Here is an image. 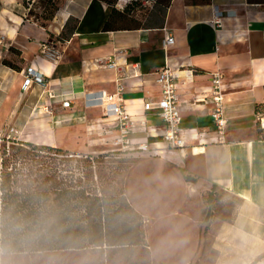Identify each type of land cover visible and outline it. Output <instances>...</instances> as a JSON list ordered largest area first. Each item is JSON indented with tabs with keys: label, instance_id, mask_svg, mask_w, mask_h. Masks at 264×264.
Returning a JSON list of instances; mask_svg holds the SVG:
<instances>
[{
	"label": "crops",
	"instance_id": "obj_1",
	"mask_svg": "<svg viewBox=\"0 0 264 264\" xmlns=\"http://www.w3.org/2000/svg\"><path fill=\"white\" fill-rule=\"evenodd\" d=\"M131 1L119 0L115 9L122 11ZM141 5L147 12L131 10L135 20L124 24L128 27L113 24L104 30L113 6L101 0H62L45 25L34 19L24 0H0V133L13 128L20 142L77 154H92L102 146L113 149L116 123L98 105L97 93L113 94L124 71L120 84L125 109L140 115L144 101L160 99L156 73L167 65L177 74L186 145L160 155L146 153V160L132 169L144 174L137 182L139 190L155 194L156 201L166 199L168 188L181 190L185 200L189 195L197 199L198 193L207 197L212 189L235 195L239 203L231 219L214 228L209 225L210 246L216 252L213 264H264V130L257 111L264 103V5L250 0H170L167 6L143 0ZM216 11L219 27L214 23ZM164 30L174 37L169 46L164 45ZM44 41L59 50L56 62L39 56ZM108 62L115 67L108 68ZM30 66L43 74L45 84L24 89ZM214 73L220 76L226 119L222 136L211 118ZM49 93L69 100L70 107L50 100ZM148 118L162 128L154 113ZM132 138L142 140L145 135L136 131ZM128 200L152 219L130 196ZM196 205L190 226H175L170 237L160 238L164 251L169 245L185 255L183 260L176 256L177 264H189L202 239ZM168 214L153 217L161 222Z\"/></svg>",
	"mask_w": 264,
	"mask_h": 264
},
{
	"label": "trees",
	"instance_id": "obj_2",
	"mask_svg": "<svg viewBox=\"0 0 264 264\" xmlns=\"http://www.w3.org/2000/svg\"><path fill=\"white\" fill-rule=\"evenodd\" d=\"M101 1L113 6L104 30L113 24L128 27L124 24L135 20L130 11L141 12L137 1L127 3L122 11L115 9L118 0ZM250 1L264 5V0ZM35 2L40 3L43 12L37 15L31 7L30 14L45 25L58 9L56 0ZM169 2L155 1L163 6ZM2 63L16 69L7 60ZM261 106L262 103L257 106L258 112ZM9 144L11 153L5 148ZM2 147L0 216L6 222L24 224L23 232L15 234L16 251L11 261L23 258L25 264H42L49 256L77 253H99L107 261L113 252L147 247L143 218L123 192V181L105 183L103 165L98 170L104 159L126 152L108 150L95 156L20 141H9ZM184 179L193 182L190 176ZM206 198L212 204L213 195L209 193ZM27 233L35 235L28 241L22 240Z\"/></svg>",
	"mask_w": 264,
	"mask_h": 264
},
{
	"label": "rangeland",
	"instance_id": "obj_3",
	"mask_svg": "<svg viewBox=\"0 0 264 264\" xmlns=\"http://www.w3.org/2000/svg\"><path fill=\"white\" fill-rule=\"evenodd\" d=\"M25 1V0H24ZM39 0H37L38 2ZM119 1V0H118ZM143 2V0H141ZM141 1H138L140 15H145L147 12L146 7L141 5ZM153 5L156 0H149ZM62 0H56L55 4L58 5ZM140 2V3H139ZM156 4V3H155ZM32 8H35V14L41 15L43 12L42 6L40 3H34ZM44 16V15H43ZM48 13L44 16L47 17ZM259 124L261 119L264 118V103H262L261 109L258 112ZM260 126V125H259ZM11 146H5L7 151L11 153ZM3 150V147H0V153ZM111 150L107 146H102L96 149V152L92 155H98L101 153H106ZM147 155V156H146ZM148 154H139L136 152L120 153L112 156L111 159H104V163L98 164V170L103 165L102 175L104 176V182H112L113 180H122L123 185L122 189L126 197L131 200L133 204L139 207L143 212L152 216V219L145 217L139 211L143 218V229L145 232V238L147 240V247L136 248L120 252L116 251L111 254L108 260H105V257L99 253H77L72 255L60 256H49L44 258L42 264H177L178 256L179 260H183L185 255L176 254V250L170 249V246L164 251L160 246V238L164 235L167 237L171 236L172 230L175 226L184 227L185 225L190 226L194 217L196 216L197 205L200 206V214L198 218V224L202 230V239L198 249L196 250L194 256L191 258L189 264H213V261L216 257V252L211 248L210 242L213 239V230L209 227L210 223H213V228L218 222L222 220H230L233 211L239 203V199L228 192L222 190H215L211 192L213 195V201L211 204V216L208 222L204 221L209 203L206 201V196L204 194L198 193L197 199H186V195H183L181 190H173L168 188L163 196L166 199H161L156 201V195H148L147 192L139 190L137 184L139 179L144 176L141 173L140 168H137L132 171V169L140 162L141 160H146ZM1 161V160H0ZM18 167V165H17ZM142 168L144 166L142 165ZM132 171V173H131ZM130 176V181L128 185V194L126 192V184L128 177ZM170 189V190H169ZM171 193V194H170ZM165 194L167 196H165ZM130 201V200H129ZM131 203V202H130ZM157 203V205H156ZM132 205V203H131ZM134 207V205H132ZM173 209L177 210L175 215L171 212ZM162 211H169L167 215L168 218L160 222V219H157L153 216H156L157 213ZM153 220V221H152ZM163 244H167L164 240ZM26 259L20 258L15 261H11V264H25Z\"/></svg>",
	"mask_w": 264,
	"mask_h": 264
},
{
	"label": "built area",
	"instance_id": "obj_4",
	"mask_svg": "<svg viewBox=\"0 0 264 264\" xmlns=\"http://www.w3.org/2000/svg\"><path fill=\"white\" fill-rule=\"evenodd\" d=\"M35 0H25L27 9L30 10ZM131 1V0H129ZM214 23L219 27V14L216 11L214 15ZM164 45L169 46L174 42V37L164 30ZM2 38H0V44ZM39 56L48 62H56L59 57V50L52 46L49 42L44 41L40 43ZM108 68L115 67L114 62L106 64ZM156 82L159 85L161 97L153 103L151 101H144L142 106V113L140 115H130L124 105L122 99L123 87L120 84L121 77H126L125 72L116 82V91L111 95H99L98 105L106 108V112L116 123L117 135L111 139L110 145L113 149L122 152H142L160 155L162 152L169 149H182L185 147V140L183 138L184 130L181 127L180 105L177 95V74L169 66L165 65L156 73ZM32 84H45L43 74L38 72L34 67L30 66L25 74L23 88L28 89ZM212 90L211 101L214 104V109L211 112L213 125L220 136L226 126V119L223 117L222 110V88L220 85V76L218 73L212 74ZM50 100L57 99L63 108L70 107V101L61 97V95L48 94ZM58 97V98H57ZM154 113L162 124V128L156 127L155 124L149 123L148 116ZM260 128L264 130L263 119L260 122ZM139 131L145 135V139L135 140L132 134ZM18 132L13 128L8 129L7 132L0 133V147L6 142L18 141L16 135ZM161 144V145H160Z\"/></svg>",
	"mask_w": 264,
	"mask_h": 264
},
{
	"label": "clouds",
	"instance_id": "obj_5",
	"mask_svg": "<svg viewBox=\"0 0 264 264\" xmlns=\"http://www.w3.org/2000/svg\"><path fill=\"white\" fill-rule=\"evenodd\" d=\"M24 224L22 222H6L3 216H0V264H11V256L15 254L16 233L23 232ZM35 233H27L21 237L28 241L34 237Z\"/></svg>",
	"mask_w": 264,
	"mask_h": 264
},
{
	"label": "water",
	"instance_id": "obj_6",
	"mask_svg": "<svg viewBox=\"0 0 264 264\" xmlns=\"http://www.w3.org/2000/svg\"><path fill=\"white\" fill-rule=\"evenodd\" d=\"M210 216H211V204L209 203L208 209H207V212H206V215H205V218H204V221L208 222L209 219H210Z\"/></svg>",
	"mask_w": 264,
	"mask_h": 264
},
{
	"label": "bare ground",
	"instance_id": "obj_7",
	"mask_svg": "<svg viewBox=\"0 0 264 264\" xmlns=\"http://www.w3.org/2000/svg\"><path fill=\"white\" fill-rule=\"evenodd\" d=\"M263 123H264V118H263Z\"/></svg>",
	"mask_w": 264,
	"mask_h": 264
}]
</instances>
